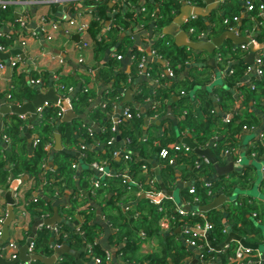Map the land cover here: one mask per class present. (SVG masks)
I'll list each match as a JSON object with an SVG mask.
<instances>
[{
    "label": "trees",
    "instance_id": "1",
    "mask_svg": "<svg viewBox=\"0 0 264 264\" xmlns=\"http://www.w3.org/2000/svg\"><path fill=\"white\" fill-rule=\"evenodd\" d=\"M187 1L188 4L197 7H203L205 3L204 0ZM95 2L97 1L90 0L85 3V7L90 8L96 4ZM125 2L129 8L120 19L122 24H129L132 17L135 22L141 24L144 15H146V20L150 21L153 10L159 6V16L154 19L158 30L173 22L182 4L180 0H154V4L147 5L149 9L148 12L146 9L145 14V12L136 13L133 9L131 10V6L132 8L138 6L141 0H125ZM261 3H256L255 10L251 13L252 17H259V5ZM223 9L225 12L229 11L227 6H224ZM235 16H239V9L232 10V14L226 17L230 19V24H225L224 19L226 18H223L215 22L211 29L206 26L202 18L197 17L189 21L187 28L189 30L195 29V33L192 34L195 41H200L198 36L209 30V37L216 38L229 31L230 27L238 26L239 22H233ZM249 21V19L244 20L243 25ZM245 25L241 27V30L245 28ZM20 27L21 22L16 19L13 6L1 13L0 46L4 51L10 50L15 41L23 36L19 31ZM5 28L15 29L18 32L7 33L4 31ZM100 30V21H92L86 36L90 42L96 43V49L102 54L105 47L101 41H98ZM169 39L167 36L159 37L157 35L153 51L169 61L168 69L172 70L177 78L182 69L192 60L193 53L204 51L178 47ZM256 40L264 43V25ZM242 46L226 40L220 48L211 54L212 56L209 55L212 58L214 55L220 54L222 56L220 61L216 57L215 62L218 72H221L224 77L223 84L214 87L211 91L208 84L215 69L211 66L212 64L208 63L204 73H194L197 68H193L184 79L178 81L173 79L174 83H172L171 88L166 87L157 92L159 98H169L171 95L169 91L174 88L175 91L179 92V96L186 97L175 107L176 112L182 114L177 125L178 129L189 131L190 134L194 135V141L198 148L212 147V152L221 165L225 163L227 158L225 153L234 149L241 141V136L245 132L244 127L257 128L260 124L261 119L256 110L260 109L261 112H264V106L259 102L260 98L264 99V78L254 88L248 87L241 90L244 91L242 101L245 108L241 113L233 112L236 105L234 88L240 83L248 68L251 67L250 64L246 63L245 58L241 57L242 53H245ZM132 56H134V63L137 66L145 54L135 49ZM231 58L239 61L230 66ZM16 67L11 68L15 69ZM105 70L100 72L105 83L110 86V90L104 94L105 105L89 112L90 121L99 126L98 130L90 128L92 124L84 123L78 116L72 122H62V118L59 116L62 113L61 108L55 104H50L45 107L41 116H37V119L31 123L28 132L36 139L33 143H29L28 137L24 133L26 123L22 116L12 114L9 117V123L5 125L2 131L0 144V195L1 190L9 188L13 180L20 179L22 176L30 177L33 186L25 193V198L28 199L36 191L40 192L41 195L26 203L25 207L28 214H31L33 218H41L53 214L54 207L52 204L54 200L60 199L68 191L76 192L69 215L72 218L73 216L82 218L81 224L79 226L72 223L59 224L61 237L60 239L54 238V242L55 244L69 245L75 251L83 250L82 258L87 256L84 245L96 244L98 246L96 241L101 232V225L92 222L96 217L93 203L103 206L106 220L112 228L117 230V235L113 239L118 243H125V248L121 250L122 257L131 262L138 258L140 247L144 242L140 236L142 230L148 236L164 238L165 235L160 227V221L164 216H168L170 219V231L178 230L180 227L183 230L184 221L189 223L190 230L193 232L196 225L203 228L206 222L211 223L213 231L210 234V239L202 237L198 240L200 245H209L210 247L198 257L196 252L188 246L178 248L172 254L173 248L175 249V247L171 248L174 237L165 236L167 243L160 252L141 255V260L145 261L146 264H235L231 262V258L234 256L238 245L236 241L231 242L230 247L222 253H218L215 249L222 246L228 239L227 225H230L232 231L245 241L260 246L262 230L258 225L264 224V204H260L251 196L238 195L234 199L235 201L232 200L238 188L249 190L254 185L256 177L250 173L253 166L246 167L243 172H233L227 176L212 179L216 174L214 165L205 162V158H200L192 149L188 152L174 153L175 146L178 144L174 136L175 130L170 131L174 132L172 135L165 132L161 137H151L147 142L140 140V126L143 124V120L136 110H132L134 115L131 120L132 124H127L124 129L120 127V124H115L111 118L107 117V113L114 110L120 101L123 87L127 83L125 80L121 84L120 78H114L111 75V68L108 67ZM153 74L156 76L158 71L155 70L151 75L153 76ZM38 76L27 80L24 73L14 75L13 89L9 92L8 100L20 105L33 102L37 98V91L31 81L37 80ZM74 83L75 81L71 77L60 79L57 87L60 95L62 97L71 95L70 93H73L75 88ZM213 96L218 99L219 108L223 113H218L215 110ZM2 97L3 95H0V98ZM148 97V94H141L137 97V101L143 102ZM94 98L95 90L87 88L80 90L72 102L75 113L83 115L91 106ZM192 99L199 101L202 114L206 120L193 113ZM252 102L256 103V110L251 109ZM185 112L186 114H184ZM229 115L231 118L230 122L227 123L226 118ZM115 126L117 130L114 131ZM57 135L60 137L62 149L53 151L48 146H56ZM214 137H217L218 141L210 146V141ZM156 140L158 144L155 143ZM81 146L86 147L83 154L80 153ZM123 146H125V151L119 160V157H115L114 154L117 151H122ZM163 148L170 150L171 157L176 155L175 166L170 165L168 160L160 158V151ZM263 149L261 142H258L251 149L249 157L252 153L257 152L259 159H261L264 154ZM133 151L138 152L139 155L134 154ZM126 155H131L133 158L126 160ZM94 162H107L110 168L117 171V173L112 171L110 177L101 179L99 188H94L93 184V178L97 175L92 167ZM76 164L78 167L83 166L81 172L74 167ZM143 165L151 168L150 177L157 178L153 186L146 184L148 179L142 169ZM177 167L182 169V180L188 183L181 193L183 202L190 205L186 206L187 209L185 210L189 213L186 217H182L178 213L180 204L174 198L173 200L164 199L158 205L155 201L143 197L144 194L139 195L141 190L138 186H130V190L126 191V185L121 179L122 174L130 173L133 180L141 184L143 192L146 193L151 190L162 192L163 186L169 190H174L178 183ZM157 168L159 169L158 175L156 171L154 172ZM192 186H195V193H190ZM260 186L263 188L264 182ZM81 191L85 195L83 198L79 196ZM223 193L229 198L231 196L232 202H229V209L217 208L208 213L194 210L195 207L207 206L215 196ZM196 199L199 200V203L195 202ZM131 200H136L138 204L135 206L129 204V207L126 208L128 210H125L122 205ZM84 207L85 210H80ZM253 214L256 216L253 217ZM52 236L54 234L51 230L42 228V231L34 237L36 253L44 252L46 255L53 253L55 250L54 242L51 243L50 241ZM97 246L93 249V255L102 258L101 264H114L112 260L110 262L105 260V253L100 252ZM202 256L205 258L203 261H201ZM31 264L44 263L33 261ZM56 264H77V261L74 256L64 254Z\"/></svg>",
    "mask_w": 264,
    "mask_h": 264
},
{
    "label": "crops",
    "instance_id": "2",
    "mask_svg": "<svg viewBox=\"0 0 264 264\" xmlns=\"http://www.w3.org/2000/svg\"><path fill=\"white\" fill-rule=\"evenodd\" d=\"M208 1L209 0H204V6L198 7L200 8L198 15H194V11H196L195 8L197 6L188 4L187 0H180L182 4L180 9L178 10L177 15L175 16V19L177 17H182L183 24L180 26V30L186 32L190 39L195 41L192 38V34H190L189 29L187 28L189 21L192 20L194 16L202 18V20L206 23V26L211 29V27L214 26L215 22H218L223 18H226L229 14H232V10L239 9L238 29L240 30L239 35L241 34L240 37H247L251 41L256 40L257 35H259L260 33V29L262 30V27L264 25V21L259 22L258 18L260 16H263L264 13L259 15V17H252V14L247 11V2L249 0H225V2H221L220 0H212L211 3H209ZM251 1L255 3L262 2V0ZM21 2V4L13 6L15 8L16 14L20 15V17H16V19L27 20V25L29 29L28 31H36L38 32V36L36 38L30 39L26 46H22L21 38L27 36V33L23 32V36L19 37V39L15 41L12 48L10 50H5L4 54H10V56L7 60L2 59V61L7 66L5 70L0 71V95H3V97L0 98V110L3 107H10L14 105V103L8 100L10 94L9 92L13 89L14 75H21L24 73L26 74L27 80H30V78L39 75L38 79L42 81V84L39 86H34V88L36 89V91L40 90L42 94H47L51 90H53L55 94L61 99H74L80 90H84L86 88L95 90V98L92 101L89 109L83 115L76 114L72 104L73 111L78 116V118L84 123L89 124L91 123L89 118V112L96 108H102L105 105L104 94L110 90V86L105 83L103 77L100 75V72L106 71L105 69L109 67L112 69L111 75L114 78H120L121 84H123L126 80L127 84L123 87V91L120 94V101L118 102L116 107H114V110L107 113L108 118H111L115 124H120V127L124 129L127 124H132L131 120H127L123 116L125 109L130 108L131 110H136L143 120V124L140 126V140H144L145 142H147L151 137H161L165 132H169L168 135H172L174 132L170 131L175 130L174 136L176 139V143L182 145V147H189L182 141L185 138H189V140L195 144L194 135L190 134L189 131H182L177 127V125L179 124V120L182 117V114H178V112H176L175 107L186 97L182 95L179 96V92L175 91L174 88L172 89V91H169V93L171 94L169 98H159L157 92L159 90H163L166 87L171 88L173 86L172 83H174L173 79L177 81L180 79H184L193 68H197L194 73H204L206 65L210 63L211 59H215L218 55H214L212 58L210 57L212 55L205 51L201 53L194 52L192 60L188 63V65H186V67L182 69L180 75L177 78L176 76L175 78L169 77V61L161 57L158 53H156V51H153V45L157 39V35L159 37H162V32L165 28L163 27L162 29L158 30L154 22L155 17L159 16V6L155 7V9L153 10L151 15L152 19L150 21H147L146 15H144L141 19V24L135 22L133 20V17L132 21L129 24H122L120 22L121 17L124 16V14L129 8L125 0H102L95 2L96 4L92 5L90 8L88 7V21H100L101 32L98 37V41H101L103 43V46L105 47L103 53L100 54L98 49H96L97 45L95 42H90L86 35L74 31L70 27L69 20L71 18H74L75 15V9L73 5H50L47 3L38 4L31 3V0H21ZM150 3L154 4L155 2L154 0H141L138 6L133 8L131 6V10L133 9V11H135L136 13H144L147 9L146 12H148L149 7L147 5ZM224 6L228 7V12H225V10L223 9ZM248 19L250 20L249 23H247L246 25L244 24L245 28L241 30V27L244 26V20ZM55 22L58 24L57 31H53L52 28V25ZM43 27L48 30L46 33L40 32ZM4 31L13 34L15 33V31L18 32L15 29L8 28H5ZM19 31L21 32V29ZM49 36H52L51 40L48 39ZM167 37H169V40L175 44V40L173 37ZM206 39L208 40L207 37ZM209 39L211 40L212 38ZM86 41L89 42V46L87 48H84L83 43ZM135 49L139 52L143 51L146 57V71H144L143 74H140L138 65L136 66L134 63V56H132V52ZM243 51L245 53H242L241 57H244L246 60L250 54V50ZM259 54L260 52H258L256 55ZM118 56H122L123 59L119 60L117 58ZM53 58L63 59L64 64H60ZM12 60L18 61V65L15 69L10 67L9 63ZM238 61V59L231 58L229 64L230 66H232ZM210 64H212L211 66L215 69V72L211 74L212 79L208 84V87L211 91L214 87L223 84L224 77L221 72H218L216 62ZM155 70L158 71V74L156 76H154V74L153 76L151 75V77H148L146 75V72L152 74L153 72H155ZM64 77H71L75 81V88L73 93H70L71 95H68L66 97H62L57 90L59 80ZM261 80L262 78H259L253 72L246 73L241 78L240 83L235 86L233 91L234 97L236 99V105L233 109L234 113H241L245 108L243 106L242 101L244 91L241 90L248 87L252 88ZM141 94H148L149 97L143 100V102H138L137 97ZM213 98L214 102L218 104V99L214 96ZM259 102L264 106L263 98H260ZM192 104H194V109L192 110L193 113L195 115H200L203 120H206L205 116L202 114L199 101L192 99ZM255 104V102L251 103V109L256 110ZM120 107H123V113L121 117L118 113ZM160 108L161 111L159 112ZM218 109L219 113H223V111L219 108V105ZM256 112L258 113L261 119L258 127L252 132H244L241 136V141L234 148L235 155H233L232 157H227L225 163L219 165L222 167H228L229 165L233 164L234 170L232 171V173L243 172L246 167L253 166L250 170V173L255 175L256 181L254 185H252V187L249 189V194L251 198L256 199V201L258 200L260 204H264V187L261 188L260 186V184L264 182V174L262 170L264 167V154L263 157H261V160L258 158H253L251 157V155L249 157L251 149L254 147L255 144L259 142L258 140L260 139V137L264 135V112H261L260 109L256 110ZM63 113L64 112L62 111V117ZM11 115L12 113L6 115L0 114V144L2 142L1 136L3 128L6 124L9 123V117H11ZM23 117L26 123L24 133L28 137V142L33 143L36 137L31 135L28 132V129L31 127V123L35 119H37V115L34 117L33 114L27 113ZM91 124L92 127L90 128L98 130L99 126L95 122ZM56 137V146L54 147L52 145H49L50 149L52 148L53 151L62 149L59 135H57ZM217 141L218 138L214 137L210 141V146H213ZM155 143L158 144V141L156 140ZM210 148L212 149V147ZM124 151L125 146L122 147V151L120 150L119 156H117L119 157V160L120 158H122L120 154H124ZM133 152L134 154L139 155L138 152ZM244 159L247 160V163H244ZM237 160H241V163H237ZM102 163L106 164V170L109 175H112V171L117 173L115 169L109 167V163ZM148 168L151 169L150 167ZM77 169H79V172H81L83 166H79L77 167ZM181 170L182 169L180 167H177L176 176L178 178V183L175 189H167L168 191L172 192V195H164L163 200L166 199L165 197H173L175 200L176 197H178L179 200H176V202L180 204L181 208L187 209L185 203L183 202L181 193L182 190L188 185V183L182 180ZM155 171L156 170H154V172ZM145 175H147L148 178L149 175ZM218 177L220 176L216 173L212 179H217ZM104 178L106 177L100 174L96 175L93 180H101ZM32 186L33 181L30 180V177L22 176L20 179L13 180L9 188L1 190L0 218H4L6 220L10 208H12L15 214V219L9 226V234L7 240L0 248V255L7 262L14 261L11 260V251L8 250L7 247L10 243H15L18 245V259L21 258L18 264H31V262H33L32 260H28V262H25V259L27 257L29 258L30 256H32L30 254L29 249H26V246L30 241V235L33 233V227L38 220L44 221L46 219L54 217L55 215V210L52 215L45 219H43L42 217L33 218L31 214H28L25 204L41 195L40 192L36 191L32 194L31 197L26 199L25 193L28 192L32 188ZM125 190L127 191L130 189L125 186ZM76 194V192L74 193L73 191H68L63 197L53 201L52 205L54 209L55 207H57L59 216L62 219V223H72L75 226H79L81 224L82 218H75V216H73L72 218L69 215V210L72 208L73 205L72 200L76 196ZM138 194H144L143 197L145 195H150L146 192H139ZM220 195L225 194H219L215 196L214 199ZM226 198L227 201L222 206H220L219 209H229V202L232 201L231 198L227 196ZM236 198L237 197L234 196L232 200ZM11 202L13 203L11 204ZM161 202L156 203L160 205ZM129 204L135 206L138 204V202L136 200H131L124 203L122 207L125 210H128L126 208L129 207ZM93 206L95 208L96 217L93 219L92 222L101 225V232L99 233L98 239L96 241L98 246H96L100 252L110 253L114 264H146L145 261L141 260V255H149L154 252H160L167 243L165 236L174 237V239L172 240L173 245H171V248L175 247V249L173 248L172 254H174L178 248L187 246L182 235L181 227L175 231H170V225L168 230L162 227V223L166 222L167 218H169L168 216H164L160 221V227L163 231L162 233L165 235L164 238L159 239L155 236H148L142 230L140 232V236L142 239H144V242L140 247V252L137 256L138 258L132 260V262L124 260L122 257L121 250L125 248V243H118L113 239L117 235V230L112 228L106 220V217L104 216L103 206H99L95 203H93ZM24 210L27 212L26 216H22V212ZM80 210H85V207ZM255 216L256 215L253 214V217ZM62 223H56L55 225H59ZM1 227L2 236L0 238V241H2L3 238L4 224ZM45 227L46 226L44 224L39 225L37 227L38 231L36 235H38V233L42 231V228ZM230 232L234 233L232 230ZM142 233L146 234L145 237L141 235ZM53 238L54 236L51 237V239ZM192 250H194L197 254L198 250ZM77 252H80V259L77 260L75 258L77 264H93V260H90L91 258L88 257V255L82 258L81 255L83 253V250H78ZM260 252L264 254V251H262L261 249ZM40 253L43 254L44 258H51L55 255V251H53V253L49 255L44 254V252ZM198 256L201 255L197 254V257Z\"/></svg>",
    "mask_w": 264,
    "mask_h": 264
},
{
    "label": "built area",
    "instance_id": "3",
    "mask_svg": "<svg viewBox=\"0 0 264 264\" xmlns=\"http://www.w3.org/2000/svg\"><path fill=\"white\" fill-rule=\"evenodd\" d=\"M90 0H31V3H38V4H50V5H64V4H67V5H73L74 6V9H75V15H74V18H71L69 20V25L70 27L74 30V31H77V32H80L84 35H87L88 33V29H89V26H90V22L91 21H88V8L85 7V3L88 2ZM94 1H102V0H94ZM222 2H225V0H221ZM21 0H0V16H1V13L3 11H6L9 7L11 6H15V5H19L21 4ZM255 6H256V3L249 0L247 2V11L249 13H253V11L255 10ZM262 13H264V3L262 2L260 5H259V15H261ZM193 19H196V16L193 17ZM192 19V20H193ZM21 22V32H22V35H23V32H26L27 33V36L26 37H22L21 38V44L22 46H26L28 41L32 38H36L38 36V32L36 31H28V25H27V20H20ZM225 24H230V19H225L224 20ZM233 22L235 23H238L239 22V16H235L233 18ZM52 28H53V31H57L58 30V24L55 22L53 23L52 25ZM48 30L46 28H42L41 29V33H46ZM230 31L234 32L237 36H239V32L240 30L238 29V26H232L230 27ZM195 33V29L194 28H191L190 29V34H194ZM205 34L202 32L198 38L202 41H204V38H205ZM49 40L52 39V36H49L48 38ZM89 46V42H84L83 43V47L84 48H87ZM243 50L245 51H249V47L247 45H243L242 46ZM4 49L2 48V46H0V53H4ZM140 52H143V51H140ZM261 52H264V50L260 51V54L259 55H256L255 57V62H254V65L251 66L250 68H248L247 70V73H251L253 72L254 74H256L259 78H264V53L261 54ZM221 55L219 54L217 56V60H221ZM119 60L123 59L122 56H118L117 57ZM55 61H58L60 64H64V61L63 59H60V58H53ZM10 67H16L17 64H18V61L17 60H12L10 63ZM6 64L2 61V59H0V71H3L6 69ZM138 68L140 70V74H143L144 71H146V57H142L140 63L138 64ZM147 76L148 77H151V74L149 72H146ZM231 73H233V71H231ZM168 74L171 78H174L175 75L173 73L172 70H168ZM31 84L33 86H39L42 84V81L37 79V80H32L31 81ZM255 86H253L252 88H254ZM50 104L49 103H45L43 106L39 107L37 110H36V115L37 116H41L43 110L45 109V107L49 106ZM123 113V112H122ZM24 115H22V118ZM60 117H62V113L59 114ZM123 116L128 119V120H131L134 118V115L132 113V110L130 108H126L124 113H123ZM231 115L227 116L226 118V122L229 123L230 122V117ZM256 128H247V127H244V131L245 132H252L253 130H255ZM113 130L115 131L116 130V127L113 128ZM91 132V131H90ZM259 142H261V145L264 147V135H262L260 137V139L258 140ZM50 148V146L48 147ZM86 150V147L85 146H81L80 148V153L83 154V152H85ZM191 148L187 147V146H184L182 147V145L180 144H176L175 146V150H174V153H178V152H188L190 151ZM119 151L115 152L114 156L117 157L119 156ZM121 156L123 154H120ZM225 155H227V157H232L233 155H235V149H232L228 152L225 153ZM251 157L253 158H258V153L257 152H254L252 153ZM160 158L161 159H165V160H168L169 164L170 165H175L176 164V155L172 156L171 157V153H170V150L167 149V148H163L161 149L160 151ZM125 159L126 160H131L132 159V156L131 155H126L125 156ZM261 160V159H260ZM205 162H209L208 159H205ZM237 163H241V160H237ZM75 168L78 167V165L76 164L74 166ZM92 167L93 169L100 173L102 176L104 175V177H110L109 173L107 172L106 170V164L105 163H96L94 162L92 164ZM142 169L144 170V173L145 174H148V180L146 182V184L148 185H152L155 183V180L156 178L154 177H150L151 176V169L148 168L147 165H143L142 166ZM263 174H264V167H263ZM106 175V176H105ZM121 179H122V182L124 185H126V187L128 189H130V186L132 185H135V186H138L140 187V190L141 192H143V187L141 184H139L138 182H135L131 176L130 173L128 172H125L124 174L121 175ZM93 184H94V188H99L100 185H101V180H93ZM148 194L150 195H153V196H159V195H162L163 194V191L159 192V191H148L147 192ZM190 193H195V186H192L190 188ZM92 194H94V191H92ZM17 195V194H16ZM79 196L81 198H83L85 195L83 193V191L80 192ZM19 197V196H18ZM166 199L169 198L170 200H173V197H165ZM196 203H199V200L196 199L195 200ZM185 206H190L189 204L185 203ZM178 213L182 216V217H186L188 216V212H186V210L184 208H181L179 207L178 209ZM27 215V212L24 210L22 212V216H26ZM48 216H44L42 217L43 219L45 218H48ZM4 221L5 219L4 218H0V238L2 236V225L4 224ZM170 219L167 218L166 222L162 223V227L164 229H167L169 228V225H170ZM46 226V225H45ZM45 228L51 230V232L54 234V238H57V239H60L61 237V227L59 225H54V226H46ZM196 229L193 231L190 230V225L188 222L184 221V227H183V230H182V235L184 237V241L186 242L187 246L191 249H195V250H205V249H209V245L207 246H203V245H200L198 243V240L202 237H205L206 234H211L212 231H213V225L209 222H206L204 227L202 228L200 225H196L195 227ZM231 227L230 225H227L226 226V231L230 233L231 231ZM199 232H203V234H200ZM143 237H145V233H142L141 234ZM66 237V236H65ZM30 245H29V251H30V254L31 255H35L37 254L36 251H35V242H34V238L33 239H30ZM233 242V241H232ZM238 245H237V248L235 250V254L234 256L231 258V262L232 263H235V264H264V254L260 252V249H257V250H253V249H250V248H246L244 247L240 242H237ZM62 246H64V244H55L54 245V249L55 248H61ZM96 246V244H89L86 246V249L85 251L87 252V255L88 257L91 258V260H93V264H101L103 262L102 258L100 257H97V256H94L93 255V249L94 247ZM230 247V244L226 245L223 250L221 251H217L218 253H222L223 251H225L226 249H228ZM8 250L11 251V260H16L18 258V245L15 244V243H10L7 247ZM205 258L202 256L201 258V261H203ZM105 260L110 262L112 260V257H111V254L110 253H105Z\"/></svg>",
    "mask_w": 264,
    "mask_h": 264
},
{
    "label": "water",
    "instance_id": "4",
    "mask_svg": "<svg viewBox=\"0 0 264 264\" xmlns=\"http://www.w3.org/2000/svg\"><path fill=\"white\" fill-rule=\"evenodd\" d=\"M209 3L212 2V0L208 1ZM262 2L264 3V0H262ZM196 11H194V15H198L200 8L196 7L195 8ZM16 17H20V15L16 14ZM259 22H263L264 21V15L260 16L258 18ZM182 17H177L175 20H173V22L164 28L163 33L166 36H171L174 38L175 40V44L178 47H185L191 50H195V51H205L209 54H213L215 52L216 49L220 48L225 42L226 40H230L231 42H233L235 45H248L249 50H250V54L248 56V58L246 59V63L253 65L254 61H255V57L256 54L262 50H264V43H259L256 40L251 41L249 38L247 37H238L234 32H224L223 34H221L219 37L213 38L210 41H193L192 39L189 38V36L187 35L186 32L180 30V26L182 25ZM10 54H4V53H0V58L3 60H7L9 58ZM210 63H215V59H211ZM131 93V92H130ZM72 98H65V99H61L60 97H58L55 92L53 90H51L49 93L47 94H42V92L40 90L37 91V98L33 101V102H29V103H25L22 105H17L14 104L10 107H3L0 110V114L1 115H6L9 113L12 114H17V115H26L27 113H31L34 115V117L36 116V110L43 106L45 103H49V104H55L58 107H60L62 109L63 113V117H62V122H72L74 119L77 118V115L74 113L73 108H72ZM216 111L219 113V109H218V104L215 103L214 104ZM122 109L123 107L119 108V116L122 113ZM1 118V116H0ZM0 128H1V123H0ZM1 132V129H0ZM183 143L187 144L194 152L195 154H197L200 158H205L208 159V161L214 165L215 170L217 175L219 176H226L230 173H232V171L234 170V166L229 165L228 167H222L219 165L217 158L214 156L212 149L211 148H207V149H201L198 148L194 143H192L189 138H185L182 140ZM154 167L156 168V165H154ZM157 174H159V169H156ZM97 175H100V173L96 172ZM16 188V187H15ZM17 190V189H16ZM165 196H169L172 195V192L168 191L167 188L165 186H163V194L160 196H151V195H145V198H149L155 202H161ZM227 201V198L225 195H220L217 198H215L213 200V202H211L210 204H208L207 206H199V207H195L194 210L199 211V212H203V213H208L212 210H215L217 208H219L220 206H222L225 202ZM13 202H11L12 204ZM55 215L52 218L46 219L44 221H37L36 224L33 227V233L30 236V239H33L36 234H37V227L39 225H46V226H54L56 223H62V219L59 216L58 213V209L57 207H55ZM15 219V214L12 210V208H10L9 212H8V216L6 218V220L4 221V228H3V238L2 241H0V248L1 246L6 242L8 234H9V226L12 223V221ZM226 222V220H225ZM200 234H203V232H199ZM207 239H210V235L206 234L205 236ZM54 241V238L51 239V242ZM232 241H236V242H240L244 247L246 248H250L253 250H257L260 248V246L258 244L255 243H250L245 241L242 237H240L239 235L230 232L228 239L226 240V242L224 244H222V246L216 247L215 249L217 251H221L223 250V248L230 244ZM30 245V242L27 244L26 249L28 250ZM84 247H86V245H84ZM55 255L51 258H44L43 254H35L30 256L29 258L27 257L25 259V262H28V260H32V261H41L44 264H55L57 260L60 259V257L64 254H69L74 256L77 260L80 259V252H77L75 250H73L69 245H64L61 248H55ZM205 252V250H200L197 251V254L202 255ZM20 259H16L12 262H7L1 255H0V264H18Z\"/></svg>",
    "mask_w": 264,
    "mask_h": 264
},
{
    "label": "rangeland",
    "instance_id": "5",
    "mask_svg": "<svg viewBox=\"0 0 264 264\" xmlns=\"http://www.w3.org/2000/svg\"><path fill=\"white\" fill-rule=\"evenodd\" d=\"M244 163H247V160H245L244 159ZM249 192H250V190H248V189H241V188H238L236 191H235V193H234V196L235 197H237L238 195L239 196H245V195H247V196H250V194H249ZM256 195V194H255ZM230 198H231V196H230ZM176 200H179V198L178 197H176ZM260 228H261V230H262V237H261V241H260V249L262 250V251H264V224H262V225H258Z\"/></svg>",
    "mask_w": 264,
    "mask_h": 264
},
{
    "label": "flooded vegetation",
    "instance_id": "6",
    "mask_svg": "<svg viewBox=\"0 0 264 264\" xmlns=\"http://www.w3.org/2000/svg\"><path fill=\"white\" fill-rule=\"evenodd\" d=\"M221 1V0H220ZM222 2V1H221ZM146 11V10H145ZM197 18V17H196ZM227 19V18H226ZM225 20V19H224ZM190 31V30H189ZM230 31V30H229ZM209 32H210V30L208 31V32H203L204 34H205V36L208 38V40L206 39V37L204 38V41H210V37H209ZM231 32V31H230ZM162 34H163V36H166L163 32H162ZM241 35V34H240ZM240 35L238 36V37H240ZM213 39V38H212ZM211 39V40H212ZM200 41H202V40H200ZM248 46V45H247ZM145 57V56H144ZM255 62V61H254ZM254 65V64H253ZM253 65H251V66H253ZM169 70V69H168ZM169 75V74H168ZM170 77V76H169ZM184 114H186V112L184 113ZM121 115H122V113H121ZM121 115H120V117H121ZM128 120V119H127ZM132 120V119H131Z\"/></svg>",
    "mask_w": 264,
    "mask_h": 264
}]
</instances>
